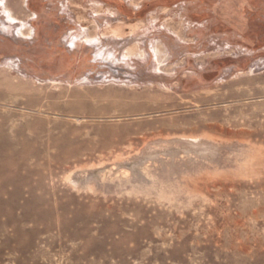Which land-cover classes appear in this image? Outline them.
Segmentation results:
<instances>
[{
  "label": "rangeland",
  "instance_id": "rangeland-1",
  "mask_svg": "<svg viewBox=\"0 0 264 264\" xmlns=\"http://www.w3.org/2000/svg\"><path fill=\"white\" fill-rule=\"evenodd\" d=\"M0 264H264V0H0Z\"/></svg>",
  "mask_w": 264,
  "mask_h": 264
},
{
  "label": "bare ground",
  "instance_id": "bare-ground-1",
  "mask_svg": "<svg viewBox=\"0 0 264 264\" xmlns=\"http://www.w3.org/2000/svg\"><path fill=\"white\" fill-rule=\"evenodd\" d=\"M164 142L165 143L162 147H159L160 145L152 146V144H150L149 147L144 148L141 151L140 155L131 159L132 162L130 164H127L128 168L134 175V182H138L137 178L139 179L140 175L146 176L148 179L146 180V184L149 187H152L153 185L154 188L161 187L160 189L162 190L168 183H174L175 181H178L182 175L188 174L186 171L182 170L184 167L190 168L192 164L200 162L199 165L206 169H210L209 166H212L211 164L217 162L216 158L218 157V151H220L221 148L218 147L215 142L208 141L202 137H184L166 140ZM147 163L153 165L157 164L158 167L151 171L149 170V166H145ZM93 176L95 175L89 174V177L86 180H81L78 176V178L73 181L77 187H86L89 186L91 182H95ZM145 179L143 180L145 181ZM144 181L142 184L145 183Z\"/></svg>",
  "mask_w": 264,
  "mask_h": 264
}]
</instances>
